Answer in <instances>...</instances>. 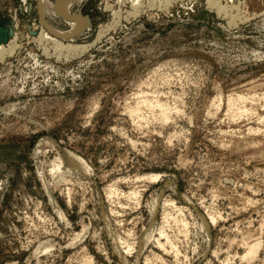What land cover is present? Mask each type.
<instances>
[{
  "label": "rangeland",
  "instance_id": "374dc122",
  "mask_svg": "<svg viewBox=\"0 0 264 264\" xmlns=\"http://www.w3.org/2000/svg\"><path fill=\"white\" fill-rule=\"evenodd\" d=\"M168 1L0 0V264H264V0Z\"/></svg>",
  "mask_w": 264,
  "mask_h": 264
},
{
  "label": "bare ground",
  "instance_id": "6f19581e",
  "mask_svg": "<svg viewBox=\"0 0 264 264\" xmlns=\"http://www.w3.org/2000/svg\"><path fill=\"white\" fill-rule=\"evenodd\" d=\"M41 1V3H40V8L41 9H43V6H42V0H40ZM61 1V0H60ZM62 1H68V2H66V3H63V4H60L59 6H58V8H56L57 9V11L63 16V18L65 17L66 18V20H68V21H70L71 22V27L68 29V30H65V31H57V30H55V29H53V28H51L50 26H47L48 28L47 29H49L51 32H54L55 34H57V35H59V36H68V35H70V34H72V33H74V32H77V30H79L80 28H83L86 24H88V20L87 19H85L84 17H76V15H71L70 14V12H69V9H68V7H69V4L71 3V1L72 0H62ZM165 1V0H164ZM166 1H168V0H166ZM170 1V0H169ZM168 1V2H169ZM167 2V3H168ZM207 2H209V1H207ZM58 3V2H57ZM57 3H56V5H57ZM167 3H165L164 2V4H167ZM211 3H212V1H211ZM215 3V2H214ZM137 4H139V3H137ZM169 4V3H168ZM209 4H210V2H209ZM133 6H134V10L137 12V10H136V6H135V4H133ZM56 7V6H55ZM218 7V6H217ZM133 9V8H132ZM218 10V9H217ZM134 12V11H133ZM115 13V12H114ZM116 15V14H115ZM133 16V15H132ZM116 17H117V15H116ZM119 17V16H118ZM64 18V19H65ZM46 26V25H45ZM109 27V26H108ZM106 28V27H105ZM73 31V32H72ZM102 34V30L101 31H99L98 32V35H97V37L99 36V35H101ZM39 36V35H38ZM39 38V37H38ZM41 38V37H40ZM12 47H9V49H4V48H0V57H2L6 52H12V50H13V44L11 45ZM15 46V45H14ZM85 46H87V45H71V44H63L62 42H58V41H56L55 42V49H58V52H59V50H60V52L61 51H64V52H66L67 54H71V53H74L75 51H78V50H81V49H83ZM57 51V50H56ZM59 52V53H60ZM65 53V54H66ZM7 54V53H6ZM51 171V170H50ZM209 218V217H208ZM254 235V234H253ZM253 235H252V237H253ZM251 235H249V237H250ZM257 236V235H256ZM248 237V239L246 240V237L244 236V240H246V244H244V246L246 245V250H245V254H244V256L245 257H248V258H252V257H254L255 255H256V253H257V251H258V249H259V247H260V245H261V243H260V239H259V237L258 238H252V237H250L249 238ZM252 238V239H251ZM243 239H241V240H243ZM251 239V240H250ZM259 239V240H258ZM243 243H244V241H242ZM46 249V248H45Z\"/></svg>",
  "mask_w": 264,
  "mask_h": 264
},
{
  "label": "water",
  "instance_id": "95a60500",
  "mask_svg": "<svg viewBox=\"0 0 264 264\" xmlns=\"http://www.w3.org/2000/svg\"><path fill=\"white\" fill-rule=\"evenodd\" d=\"M76 17H84L85 19L88 20L87 16H83V15H80V14H77ZM51 34L54 35L55 37L64 39V38H67V37L73 35L74 33H72V34H70L68 36H59V35L55 34L54 32H51Z\"/></svg>",
  "mask_w": 264,
  "mask_h": 264
}]
</instances>
